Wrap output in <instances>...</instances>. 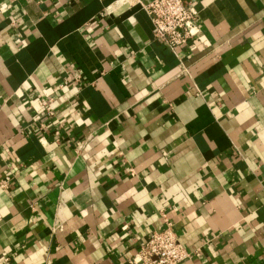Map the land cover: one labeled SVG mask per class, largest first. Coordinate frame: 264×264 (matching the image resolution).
<instances>
[{"label": "crops", "instance_id": "0c3cea01", "mask_svg": "<svg viewBox=\"0 0 264 264\" xmlns=\"http://www.w3.org/2000/svg\"><path fill=\"white\" fill-rule=\"evenodd\" d=\"M149 1L0 0V264H128L166 220L181 264H264V0H184L176 54Z\"/></svg>", "mask_w": 264, "mask_h": 264}, {"label": "built area", "instance_id": "2783aa9c", "mask_svg": "<svg viewBox=\"0 0 264 264\" xmlns=\"http://www.w3.org/2000/svg\"><path fill=\"white\" fill-rule=\"evenodd\" d=\"M141 7L150 19L153 38L172 53L176 54V50L189 41L197 40L200 34L198 11L192 4L184 0H150ZM72 79L77 82L80 76L75 75ZM38 103L46 116H54L50 97L41 98ZM165 222L163 228L153 230L137 245L128 264H181L188 259L190 252L179 241L172 224L168 220ZM3 259L7 260L6 257Z\"/></svg>", "mask_w": 264, "mask_h": 264}]
</instances>
